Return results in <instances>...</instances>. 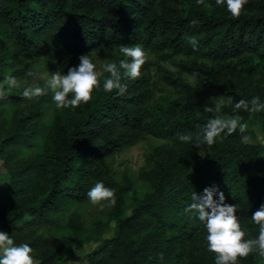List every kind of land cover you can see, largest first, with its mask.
Segmentation results:
<instances>
[{"label":"trees","instance_id":"1","mask_svg":"<svg viewBox=\"0 0 264 264\" xmlns=\"http://www.w3.org/2000/svg\"><path fill=\"white\" fill-rule=\"evenodd\" d=\"M135 44L148 61L140 79L122 81L124 95L103 90L107 73L93 99L75 109L57 108L51 91L27 100L25 87L5 86L0 228L17 245L27 243L38 264H59L82 242L95 245L86 264H215L204 225L183 211L192 192L212 186L237 205L249 238L258 236L251 216L264 205V144L245 142L237 130L198 149L178 135L197 133L216 115L205 108L231 96L221 115L253 118L264 140V111L233 112L240 99L264 102V0H248L239 19L215 0H0V83L31 77L44 58L63 74L84 54L113 53L118 64L120 46ZM143 137L159 143L147 153L138 177L145 189L136 198L133 181L117 180L108 160ZM97 182L115 190L116 204L105 205V220L87 224L73 208L90 202ZM112 220L113 235L102 238ZM240 264H264V256L253 252Z\"/></svg>","mask_w":264,"mask_h":264},{"label":"clouds","instance_id":"2","mask_svg":"<svg viewBox=\"0 0 264 264\" xmlns=\"http://www.w3.org/2000/svg\"><path fill=\"white\" fill-rule=\"evenodd\" d=\"M203 4L204 0H196ZM216 6H226L233 19H239L248 0H215ZM198 21H190L191 26H196ZM193 51L198 48L197 40L189 39ZM124 57L119 63L108 62L103 66V72L96 70V64L92 62L88 54L79 57V65L68 69L67 74L56 71L50 74L45 86H28L23 89L22 96L27 100H38L46 96L49 91L52 99L59 109H75L82 104H88L93 99L95 90L101 87L100 75L107 73L103 81V90L106 93L116 92L124 95L127 85L122 81L138 80L142 75V68L148 61V55L139 44L123 46L119 48ZM174 71L176 69H173ZM28 76L35 75L29 71ZM198 73H193L191 80L197 82ZM7 90L20 87L19 81L14 76H6L0 83V100L6 99ZM231 96L220 97L214 107H206L205 111L216 113L203 125H197L199 131L195 134H179L178 139L183 143H191L200 149L203 145L213 146L217 140L233 135L239 130L244 133L247 124L243 123V117L239 114L231 116L221 115L225 106H232ZM239 111L259 113L264 111V102L259 97H253L250 101L240 99L234 104L233 112ZM115 190L106 187L102 182H97L87 192L91 204L109 207L115 206ZM218 196V199H214ZM191 203L184 209L185 214H193L204 225L207 236V251L215 256V264H240V260L246 259L251 253L258 252L264 256V205H261L252 216V222L258 226V236L249 238L248 233L242 228L240 219L236 215L237 205H229L225 202L223 192H219L215 186L206 187L203 194L198 196L191 194ZM162 258V257H161ZM65 260L66 257H63ZM0 264H38L33 258V249L27 244L17 245L6 233L0 231ZM67 264H74L68 261Z\"/></svg>","mask_w":264,"mask_h":264},{"label":"rangeland","instance_id":"3","mask_svg":"<svg viewBox=\"0 0 264 264\" xmlns=\"http://www.w3.org/2000/svg\"><path fill=\"white\" fill-rule=\"evenodd\" d=\"M115 58L116 57L113 53H104L94 56L91 60L96 64V70L100 72L103 71L104 64L114 62ZM34 68L36 69V72L34 73L35 75L17 79L21 87L37 86L39 82L45 83L46 80L49 79L50 74L56 72L55 62L49 58L36 61ZM50 113L51 111L49 114ZM253 121L254 119L252 118L249 122H246L248 127L243 133V140L252 144H264L260 126ZM158 143V141L150 137H143L134 147L125 149L108 160V165L111 167L117 180L120 181L123 177H129L133 181L134 190L137 191L136 198H140L142 191L145 189V185L138 179V177L140 176L142 169L146 166L147 153L151 146ZM7 180L2 163L0 162V186L6 184ZM73 210L78 211L87 224H90L97 219L105 220V214L107 213V207L105 205H93L91 202L76 206ZM114 230L115 221L112 220L102 238L111 237ZM0 231L3 232L1 228ZM94 246L95 245H89L82 242L79 249L74 250L71 254L70 252H65L59 259L58 263L67 264L68 261H74V264H86L84 255ZM63 257H66V259L64 260Z\"/></svg>","mask_w":264,"mask_h":264}]
</instances>
